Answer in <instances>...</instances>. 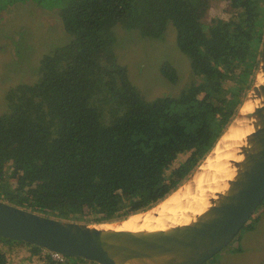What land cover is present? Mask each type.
Returning <instances> with one entry per match:
<instances>
[{"label": "trees", "instance_id": "obj_1", "mask_svg": "<svg viewBox=\"0 0 264 264\" xmlns=\"http://www.w3.org/2000/svg\"><path fill=\"white\" fill-rule=\"evenodd\" d=\"M13 1L57 11L70 40L42 59L37 83L8 95L9 112L0 116V201L58 220L122 218L170 194L237 113L263 46L264 4L253 5L259 0H221L231 18L210 24L203 20L212 0ZM168 21L200 82L148 102L117 63L113 28L157 38ZM160 73L177 82L168 63ZM183 153L186 160L169 171ZM121 193H128L125 202ZM15 243L41 251L0 238ZM71 259L84 261L64 264ZM0 264H7L2 250Z\"/></svg>", "mask_w": 264, "mask_h": 264}, {"label": "water", "instance_id": "obj_2", "mask_svg": "<svg viewBox=\"0 0 264 264\" xmlns=\"http://www.w3.org/2000/svg\"><path fill=\"white\" fill-rule=\"evenodd\" d=\"M248 97L256 104L239 114ZM244 100L221 134L231 135L232 122L246 118L235 129L245 135V143L230 151L236 157L227 164L233 176L225 180L226 189L215 192L207 210L193 221L165 225L160 232L148 230L143 223L135 230L117 229L120 222L58 220L0 201V238L94 264H204L233 241L264 200V40ZM192 176L146 210H166L176 199L186 197L179 191L191 185Z\"/></svg>", "mask_w": 264, "mask_h": 264}, {"label": "rangeland", "instance_id": "obj_3", "mask_svg": "<svg viewBox=\"0 0 264 264\" xmlns=\"http://www.w3.org/2000/svg\"><path fill=\"white\" fill-rule=\"evenodd\" d=\"M259 1L253 5L260 7L264 4V0ZM0 4L4 5H0V116H3L9 112V93L18 90L23 84L37 83L42 59L53 55L56 49L64 46L70 38L62 28L57 11L50 10L49 7L47 10L36 6L32 1L30 3L9 0ZM229 18L231 13L228 5L221 0H212L203 21L210 24L215 19ZM113 29V50L117 63L127 70L129 80L146 101L165 96L177 97L189 84L200 82V79L193 75L188 58L176 45L175 30L170 21L167 22L165 31L157 38L142 37L138 32L128 31L118 25ZM164 63L174 68L177 74L175 84H171L161 75L160 67ZM229 86L230 83H226V87ZM244 97L245 94L243 100ZM105 119H111L109 113L105 115ZM217 144L174 190L184 184L192 173L194 175L206 166L208 159L216 158L214 150ZM188 155L189 153H183L178 156L169 171L182 164ZM10 167L11 165L7 164L8 172ZM194 176L191 178L193 181L196 180ZM188 190L189 187L183 193ZM120 195L125 202L128 193ZM143 211L145 213L148 210ZM143 211L134 212L136 214L129 212L126 217L117 216L111 220H103L102 216L89 213L83 223L115 224L124 220L121 223L130 225V218L142 215ZM5 246L6 244H0V250L8 254L7 264H31L24 259L18 261L14 253L8 251ZM204 264H264V203L256 209L234 240Z\"/></svg>", "mask_w": 264, "mask_h": 264}, {"label": "bare ground", "instance_id": "obj_4", "mask_svg": "<svg viewBox=\"0 0 264 264\" xmlns=\"http://www.w3.org/2000/svg\"><path fill=\"white\" fill-rule=\"evenodd\" d=\"M255 104L256 101L251 97L246 98L240 106L239 114H244L248 108ZM245 122L246 118L240 120L236 118L230 125L229 131L232 130V134L229 136L223 134L224 136L222 135L219 138L221 140L217 141L218 144L216 142L217 146L214 150L216 158L208 159L206 166L204 165V167L200 168L201 170L194 174L195 176L193 175L196 180L193 181L192 179L189 182L191 185L187 193H185L186 197L176 199L169 206V209L156 208L143 212L142 215L130 218L129 222L132 224L124 225L120 222L116 228L135 230L140 227V223H143L148 227V230L160 232L164 230L165 225L186 224L205 212L210 206V200L215 197V192L226 189L225 180L233 176V171L228 168L227 164L236 157L230 151L236 146L245 143V135H239L235 132V129L241 127ZM186 190L187 187L179 191V193L186 192Z\"/></svg>", "mask_w": 264, "mask_h": 264}, {"label": "crops", "instance_id": "obj_5", "mask_svg": "<svg viewBox=\"0 0 264 264\" xmlns=\"http://www.w3.org/2000/svg\"><path fill=\"white\" fill-rule=\"evenodd\" d=\"M6 249L11 253H14L15 258L19 261L20 259H24L27 262L30 261L31 264H43L44 257L42 256L41 251L39 253H32L31 247L26 246L24 244L15 243V244H6ZM3 251V250H2ZM4 252V251H3ZM8 259V254L4 252ZM17 253V254H16ZM68 264H94L87 261H77L75 259L69 260Z\"/></svg>", "mask_w": 264, "mask_h": 264}, {"label": "built area", "instance_id": "obj_6", "mask_svg": "<svg viewBox=\"0 0 264 264\" xmlns=\"http://www.w3.org/2000/svg\"><path fill=\"white\" fill-rule=\"evenodd\" d=\"M42 256L46 258L51 264H64L67 262V257L57 254L48 252L45 250H41Z\"/></svg>", "mask_w": 264, "mask_h": 264}, {"label": "flooded vegetation", "instance_id": "obj_7", "mask_svg": "<svg viewBox=\"0 0 264 264\" xmlns=\"http://www.w3.org/2000/svg\"><path fill=\"white\" fill-rule=\"evenodd\" d=\"M234 240V239H233Z\"/></svg>", "mask_w": 264, "mask_h": 264}]
</instances>
